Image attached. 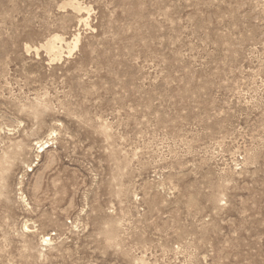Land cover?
Here are the masks:
<instances>
[{
    "label": "rangeland",
    "instance_id": "obj_1",
    "mask_svg": "<svg viewBox=\"0 0 264 264\" xmlns=\"http://www.w3.org/2000/svg\"><path fill=\"white\" fill-rule=\"evenodd\" d=\"M139 259L264 264V0H0V264Z\"/></svg>",
    "mask_w": 264,
    "mask_h": 264
},
{
    "label": "bare ground",
    "instance_id": "obj_2",
    "mask_svg": "<svg viewBox=\"0 0 264 264\" xmlns=\"http://www.w3.org/2000/svg\"><path fill=\"white\" fill-rule=\"evenodd\" d=\"M73 1V0H72ZM71 3V2H70ZM79 3V1H78ZM80 4V3H79ZM77 4V3H71V5H68L66 4V6H70L72 8V10L76 11L78 14H80L81 12H83V10H87L82 8V4ZM84 7V6H83ZM73 11V12H74ZM87 12V11H85ZM87 15V14H86ZM84 17V16H83ZM85 18V17H84ZM80 19V18H79ZM86 19V18H85ZM81 20V19H80ZM82 21V20H81ZM80 21V22H81ZM86 21V20H85ZM88 23V22H87ZM83 24L85 25V23L83 22ZM87 26V25H86ZM54 35V34H53ZM58 34L54 35L52 38H50L48 41H46L43 45H41L42 48H44L49 56L51 55L53 60H56V59H62V55H63V44L65 45L64 47L67 49V54L68 55H71L72 52H74L75 50H77L79 44H80V38L78 37L80 34H78V36H73V40L71 43H67L65 42V40H63L62 38L59 37V35L57 36ZM51 37V36H50ZM67 41V40H66ZM40 47V46H39ZM41 49V48H40ZM65 51V50H64ZM65 53V52H64ZM51 60V58H50ZM56 134V133H55ZM52 137V136H51ZM52 139V138H51ZM48 142H43L42 144H40V146L38 148H44V145H47ZM42 150V149H41ZM40 150V151H41ZM44 150V149H43ZM23 201V200H22ZM28 205V204H27ZM27 230V229H26ZM28 231V230H27ZM111 233V232H109ZM113 235V233H111ZM116 235V234H115ZM115 237V236H114ZM111 238V237H110ZM42 239V242L45 243L46 242V239L45 238H41ZM109 239V238H108ZM113 239V238H112ZM48 240V239H47ZM141 259H139L140 261ZM138 261V260H136ZM141 261H146V260H141ZM140 261V262H141ZM142 263V262H141ZM138 264V263H137ZM142 264H146V263H142Z\"/></svg>",
    "mask_w": 264,
    "mask_h": 264
}]
</instances>
